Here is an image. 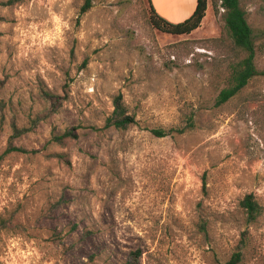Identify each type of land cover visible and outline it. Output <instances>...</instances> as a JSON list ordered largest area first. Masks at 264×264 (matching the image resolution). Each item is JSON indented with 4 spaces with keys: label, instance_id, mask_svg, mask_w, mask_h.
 Segmentation results:
<instances>
[{
    "label": "rangeland",
    "instance_id": "1",
    "mask_svg": "<svg viewBox=\"0 0 264 264\" xmlns=\"http://www.w3.org/2000/svg\"><path fill=\"white\" fill-rule=\"evenodd\" d=\"M83 2L0 0V264H126L138 249V264H225L238 247L264 264V75L217 105L247 55L224 9L210 0L175 35L147 0H95L79 19ZM243 2L264 71V0ZM118 94L125 130L105 128ZM250 193L263 212L247 224Z\"/></svg>",
    "mask_w": 264,
    "mask_h": 264
},
{
    "label": "trees",
    "instance_id": "2",
    "mask_svg": "<svg viewBox=\"0 0 264 264\" xmlns=\"http://www.w3.org/2000/svg\"><path fill=\"white\" fill-rule=\"evenodd\" d=\"M150 7V16L152 24L167 33L175 35L191 34L198 29L207 15L210 0H198L194 13L186 20L181 22H172L161 16L155 9L152 0H147ZM216 11L223 8L222 13L225 20V26L228 29L234 46L244 52L246 56L232 66V73L229 76V85L224 87L218 97L217 105H222L231 98L240 93L254 77L264 75V71L260 70L256 64L257 46L254 40V30L250 23V13L246 8L243 0H211ZM95 0H84L79 11V19L87 13L93 6ZM51 101L54 96L48 95ZM51 109L56 106V101L51 103ZM114 109L105 121V128H115L125 130L135 124L136 116L128 110L123 101L122 94L114 97ZM193 125V123H191ZM191 125V126H192ZM186 129H179V133L185 132ZM152 133L159 137L167 136L170 131L162 128L152 129ZM76 135L70 131L62 135H56L57 140H64L66 137H75ZM13 148V147H12ZM11 150V146L8 151ZM242 208L245 213L247 224L255 223L262 215L263 207L256 199L255 195L250 193L242 200ZM11 218H0V233L9 228ZM234 251L225 264H241L244 258L242 247ZM142 255L141 250L132 251L126 264H138Z\"/></svg>",
    "mask_w": 264,
    "mask_h": 264
},
{
    "label": "crops",
    "instance_id": "3",
    "mask_svg": "<svg viewBox=\"0 0 264 264\" xmlns=\"http://www.w3.org/2000/svg\"><path fill=\"white\" fill-rule=\"evenodd\" d=\"M152 2L161 16L172 22H181L194 13L198 0H152Z\"/></svg>",
    "mask_w": 264,
    "mask_h": 264
}]
</instances>
